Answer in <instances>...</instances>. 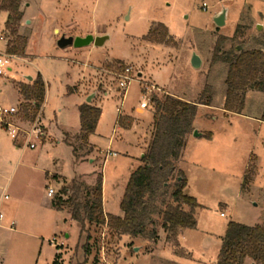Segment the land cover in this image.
Here are the masks:
<instances>
[{"label": "rangeland", "instance_id": "rangeland-1", "mask_svg": "<svg viewBox=\"0 0 264 264\" xmlns=\"http://www.w3.org/2000/svg\"><path fill=\"white\" fill-rule=\"evenodd\" d=\"M20 2L24 18L19 33L27 40L26 54L17 57L8 76L0 79V107L20 109L24 100L19 86L41 74L47 84L41 115L45 136L31 150L26 147L31 124L12 119L22 130L14 140L0 115V200L9 197L0 205L5 216L0 264L10 259L18 264V258L30 260L28 264H54L58 254L60 264H217L231 223L264 226V94L250 93L242 115H226L222 110L228 66L213 63L222 38L228 39L222 45L224 52L239 47L242 51L264 50V0H225L223 4L220 0ZM219 9L228 11L226 24L220 28L215 24ZM8 17L0 10L1 54L8 52ZM158 25L168 29L171 43L150 40ZM63 35L107 36L109 40L100 48L62 50L57 42ZM195 55L202 61L199 69L192 65ZM126 68L131 69L134 81L124 96L119 83ZM209 86L205 99L213 98L212 107L199 108L197 119L202 133H212L213 139L210 143L202 137L186 151L187 165L181 169L187 178L185 193L199 207L195 211L197 227L185 232L180 248L168 241L162 228L161 203L154 223L140 238L121 237L106 225L89 222L82 231L70 208L61 212L52 209L53 201L73 180L90 189L83 190V201L92 200L102 176L105 211L121 215L130 178L142 165L136 136L141 134L146 116L154 114L152 103L143 114L137 112L147 96L144 89L149 88L150 98L171 96L196 103ZM92 95L96 97L91 104L103 114L91 137L95 147L90 148L73 132L80 130V107ZM120 114L134 116L132 133L116 126ZM63 127L73 132L66 133ZM60 141L72 145L77 157ZM47 173L56 176V181L49 183L57 192L53 200L47 196ZM175 184L171 179L170 194ZM15 214L18 232L40 238L12 232L10 219ZM53 239L64 246H53Z\"/></svg>", "mask_w": 264, "mask_h": 264}, {"label": "trees", "instance_id": "trees-1", "mask_svg": "<svg viewBox=\"0 0 264 264\" xmlns=\"http://www.w3.org/2000/svg\"><path fill=\"white\" fill-rule=\"evenodd\" d=\"M1 10L9 14L6 24L9 56L24 57L27 40L20 35L24 18L20 0H2ZM150 40L160 44L171 43L168 29L158 25ZM222 38L215 50L214 64L228 66L226 78V100L224 111L227 114L241 115L246 106L249 92L264 94V50L224 52L222 45L227 41ZM24 100L18 113L21 121L33 124L43 114L47 97V84L41 74L29 84L19 86ZM210 86L201 95L199 102L189 103L181 99L166 96L163 100L152 97L154 122L150 139L141 159L142 165L133 173L121 203L123 216L106 215L103 209V177L93 191V199L83 201L84 185L73 180L71 187L63 188L53 202V207L62 211L71 209L72 219L81 225L84 231L86 223L106 225L120 236L132 238L145 237L147 228L154 223L158 204L163 207L162 228L168 241L180 248L183 233L197 227L195 211L199 205L194 198L186 195L187 178L178 164L183 158L187 140L195 132L194 124L199 107H212L213 98L205 99ZM206 100V101H205ZM102 110L90 104L80 107L81 142L89 147L90 137L95 135L102 117ZM264 122V113L262 116ZM117 124L123 130L132 128L133 120L119 117ZM211 139L212 135L207 134ZM70 147L73 148L72 145ZM74 157L77 150L73 148ZM248 174V173H247ZM247 176V175H246ZM175 179V189L170 194V180ZM246 183V178H245ZM244 183V185H245ZM90 192L86 195L89 196ZM152 239L156 238L151 234ZM61 255H57L54 264H60ZM264 264V226H245L231 223L222 240V249L217 264Z\"/></svg>", "mask_w": 264, "mask_h": 264}, {"label": "built area", "instance_id": "built-area-1", "mask_svg": "<svg viewBox=\"0 0 264 264\" xmlns=\"http://www.w3.org/2000/svg\"><path fill=\"white\" fill-rule=\"evenodd\" d=\"M204 9H208L207 4L203 5ZM17 60V56H9L7 54H1L0 53V79L5 78L8 76L9 72L11 71L13 63ZM134 81V78L132 76V71L130 68H126L123 73L120 75V83L119 86L121 90L125 92V95L127 94V91L131 85V83ZM144 93L147 95L145 97V100L140 104V109L141 110H146L150 107V103H152V98H150V93H149V88L144 89ZM19 109L12 107L9 109H3L0 107V115L2 116L1 118V123L4 127V129L11 135V137L14 140L19 139L20 132L22 131L19 127H17L12 119L16 118L18 116ZM32 130L30 132L26 133L28 142L26 144V147L30 148L31 150H35L38 146L39 143L36 141H40L43 139L45 136V129L41 124V115L37 118V120L30 125ZM116 156V154H109ZM49 197L54 198L55 196V190L52 188H49ZM5 199L8 200L9 197L5 196ZM223 218L226 217L225 214L221 215ZM4 215L0 212V223L4 221ZM16 226L15 223L12 224V227ZM50 243L53 246L58 247H63V243L58 244L57 239H53L50 241Z\"/></svg>", "mask_w": 264, "mask_h": 264}, {"label": "crops", "instance_id": "crops-1", "mask_svg": "<svg viewBox=\"0 0 264 264\" xmlns=\"http://www.w3.org/2000/svg\"><path fill=\"white\" fill-rule=\"evenodd\" d=\"M21 1V0H20ZM225 0H220V4H223V2H224ZM0 10H1V3H0ZM220 9L216 12V16L220 13ZM8 13V12H7ZM26 14V13H25ZM227 21V20H226ZM4 37H2V39H3ZM7 45H8V41H7ZM8 47V46H7ZM250 93H252V92H249L248 93V95L250 94ZM247 95V96H248ZM177 98V97H176ZM178 99H181V98H178ZM183 101H185V102H189V103H194V102H191V101H189V100H185V99H182ZM87 104V103H86ZM224 103H222V105H223ZM90 105H92V106H94V107H96V104H90ZM45 106H46V104H45ZM203 107H205V106H200L199 108L200 109H203ZM207 108V107H206ZM199 109V110H200ZM44 110H45V107H44ZM142 112V114L146 111V110H141L140 108L137 110V112ZM224 113H226L224 110H222ZM121 113V112H120ZM43 114H44V111H43ZM103 114V113H102ZM243 114V113H242ZM241 114V115H242ZM226 115H231V116H234V115H237V114H227L226 113ZM263 116V115H262ZM119 117H125V118H130V119H132V120H134L135 118H134V116L133 115H127V116H125V115H119ZM118 117V118H119ZM146 122L142 125V128H141V130H140V132H141V134L140 135H138V136H136L137 137V146L139 147V150H140V154H142V158L144 157V151H145V148H146V145L148 144V141H149V139H150V132H151V130H152V126H153V122H154V114H153V112H150V114L149 115H147L146 116ZM118 121V120H117ZM261 122L262 123H264L263 121H262V118H261ZM117 123V122H116ZM116 126L118 127V129H121V130H123L122 128H120L119 126H118V124H116ZM62 127V126H61ZM98 127H99V125H98ZM194 128H195V131H198L199 133H201L202 134V136L201 137H199V138H196L195 136H194V134L193 135H191V136H189V138H188V140H187V146H186V149H185V152H184V155H183V158L181 159V161L179 162V164H178V168H179V170H181V169H184V167L187 165L186 164V161L188 160V158L186 157V151L188 150V148H189V145L191 144V143H194V141H199V139H201L202 137H205L206 139H208V142H210L212 139H213V134L212 133H209V134H211L212 135V138L211 139H209V138H207L206 137V134L207 133H202L203 131L200 129V127H199V125H198V119L196 118V120H195V124H194ZM63 129L66 131V133H72L73 131H70L69 129H67V128H65V127H63ZM97 130H98V128H97ZM130 133H132V131H133V129L131 128L130 130H128ZM97 132V131H96ZM66 133H64V134H66ZM73 133H77V134H81V128H80V130L77 132H73ZM96 134V133H95ZM143 134V135H142ZM135 135V134H134ZM92 137V136H91ZM91 137H90V140H89V147L91 148V145L92 146H94V144L91 142ZM211 143V142H210ZM59 144H64V145H66L68 148H70L71 150H72V153H73V148L72 147H70V145H68L67 144V142L66 141H64V142H62V141H60L59 142ZM19 145V144H18ZM20 147H23V146H21V145H19ZM95 147V146H94ZM101 152H103V151H101ZM111 154H116V153H111ZM117 155V154H116ZM111 156H114V155H111ZM108 157V156H107ZM182 171V170H181ZM52 178V179H51ZM46 179H47V182H46V188H47V196H48V198H50L51 200H53V198L52 197H49V195H48V193H49V188H52V189H54L55 190V188H53L52 187V185L51 184H49V183H51V181H53V182H55L56 181V176L55 175H52V174H50V173H47L46 174ZM103 189H104V181H103ZM57 192H56V190H55V194H56ZM5 196H7V195H4V198H2V200H0V205L2 204V202H4V201H6V199H5ZM54 202V201H53ZM52 209H54L55 211H57V212H61L60 210H57V209H55L54 207H53V203H52ZM103 209H104V212H105V214L106 215H108V213H106V211H105V207H104V190H103ZM4 215V214H3ZM18 214H15L11 219H10V230L12 231V232H16V233H20L21 235H28V234H30V233H25L24 231H20V232H18V227L20 226L19 225V220H18V216H17ZM123 216V212L121 213V215H119V217H122ZM5 217V216H4ZM4 221H5V218H4ZM4 221L2 222V223H4ZM2 223H0V232L2 231V230H4L5 229V227L4 226H2ZM13 223H15L16 224V226H14V227H12V224ZM21 224V223H20ZM24 228V227H23ZM27 232V231H26ZM186 232V231H185ZM185 232L183 233V235L181 236V238H180V241L183 239V237H184V235H185ZM28 236H31V237H33V238H36V239H39L40 237L38 236V235H28ZM67 238H69V236L67 237ZM9 247H10V245H7V248L9 249ZM18 261H19V263L18 264H28L29 263V261L28 260H26V259H23V258H18ZM60 261H61V259H60ZM31 262V261H30ZM3 264H17V261H15V260H13V259H10L9 261L8 260H6ZM32 264V263H31ZM36 264H39V262L38 263H36Z\"/></svg>", "mask_w": 264, "mask_h": 264}, {"label": "water", "instance_id": "water-1", "mask_svg": "<svg viewBox=\"0 0 264 264\" xmlns=\"http://www.w3.org/2000/svg\"><path fill=\"white\" fill-rule=\"evenodd\" d=\"M227 16H228V11L227 9H222L221 12L215 17V24L217 25V27H223L226 24V20H227ZM109 40V37H94L92 35H89L87 37H66L65 35L61 36V38L58 40L57 42V46L64 50L70 47H73L75 49H82V48H88L91 46L100 48L103 47L106 42ZM243 47H239L238 51H242ZM192 65L194 68L199 69L202 66V61L201 59L195 55L192 61ZM30 81H32L33 79L30 78ZM96 95H92L88 98L87 100V104H91L93 99H95ZM194 136L196 138H199L202 136V134H200L198 131L194 132ZM138 251V250H137Z\"/></svg>", "mask_w": 264, "mask_h": 264}]
</instances>
